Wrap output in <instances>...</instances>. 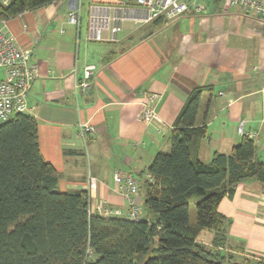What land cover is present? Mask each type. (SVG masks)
<instances>
[{
	"label": "crops",
	"instance_id": "crops-1",
	"mask_svg": "<svg viewBox=\"0 0 264 264\" xmlns=\"http://www.w3.org/2000/svg\"><path fill=\"white\" fill-rule=\"evenodd\" d=\"M121 1L130 0H89L88 7ZM189 3L191 9L172 21L125 24L116 43L88 41L87 26L84 31L81 24L78 32L68 23L74 0L2 24L22 48L32 50L39 66L27 113L38 123L42 157L58 173V191H85L91 208L103 204L127 217L128 201L117 189L114 171L147 177L155 157L171 152L176 118L200 88L197 126L207 128L200 160L209 163L215 152L229 154L244 135L255 140L264 160V19L231 7L228 0ZM88 65L96 70L82 92L76 85ZM149 94L158 96L155 113L161 122L140 117ZM80 123L95 127L86 143L78 136ZM230 126L236 135L226 138L220 132L216 145L212 132ZM219 212L230 221L234 261L264 259V186L252 180L238 185ZM200 236V243L211 245L212 232Z\"/></svg>",
	"mask_w": 264,
	"mask_h": 264
},
{
	"label": "trees",
	"instance_id": "trees-1",
	"mask_svg": "<svg viewBox=\"0 0 264 264\" xmlns=\"http://www.w3.org/2000/svg\"><path fill=\"white\" fill-rule=\"evenodd\" d=\"M57 1L0 0V26ZM202 91L188 97L171 132V152L148 167L151 180L139 177L144 219L138 222L90 214L87 192L58 191L59 176L42 157L34 116L17 113L1 124L0 264H264L234 261L230 221L219 212L238 185L252 180L264 186V160L249 135L229 154L200 160L207 138L206 126H197ZM204 231L213 233L210 246L199 242Z\"/></svg>",
	"mask_w": 264,
	"mask_h": 264
},
{
	"label": "built area",
	"instance_id": "built-area-1",
	"mask_svg": "<svg viewBox=\"0 0 264 264\" xmlns=\"http://www.w3.org/2000/svg\"><path fill=\"white\" fill-rule=\"evenodd\" d=\"M75 5L67 15L69 24L79 29L82 24V0H74ZM231 7L240 6L249 15L264 19V0H228ZM191 9L189 0H130L116 4L92 3L88 7L87 40L91 42L116 43L124 25L131 23L145 26L157 20L172 21ZM96 70L95 65H88L84 70V79L76 85L82 92L89 88L87 80ZM0 71L4 77L0 79V125L7 122L17 113H27V97L32 84L39 76V66L32 60V50L22 48L16 38L0 26ZM156 94H149L142 103L141 119L144 122L159 121L155 113ZM95 133L90 123H80L78 136L87 142ZM113 178L117 189L128 201L127 218L132 221L144 219V210L140 196L141 179L121 170H115ZM151 180V176L147 175ZM94 179H91L93 183ZM90 214L103 217L121 216L120 210H110L103 204L89 208Z\"/></svg>",
	"mask_w": 264,
	"mask_h": 264
},
{
	"label": "rangeland",
	"instance_id": "rangeland-1",
	"mask_svg": "<svg viewBox=\"0 0 264 264\" xmlns=\"http://www.w3.org/2000/svg\"><path fill=\"white\" fill-rule=\"evenodd\" d=\"M88 1L89 0H82V20H83V22H82V29L85 31V29H86V26H87V20H88ZM87 67V66H86ZM85 67V68H86ZM85 70V69H84ZM224 133L225 135H226V138H228L229 136H231L232 134H235L236 135V132H237V129L236 128H234V127H232V126H230V127H228L227 129H224V130H222V131H220V129H218V128H216V130L214 131V132H212V133H214V134H217L216 135V145H218L219 144V142L217 141V137H218V134L219 133ZM207 145V144H206ZM256 146H258V145H256ZM213 147L212 146H210V147H207V151H209V149H212ZM195 220H196V206L192 203V205H191V207H190V221L192 222V223H194L195 222ZM204 239V236H200L199 237V241L200 240H203Z\"/></svg>",
	"mask_w": 264,
	"mask_h": 264
}]
</instances>
